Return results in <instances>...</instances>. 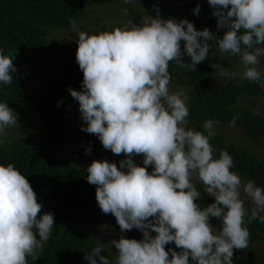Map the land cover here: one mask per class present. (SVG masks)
<instances>
[{"label":"clouds","instance_id":"9594fccd","mask_svg":"<svg viewBox=\"0 0 264 264\" xmlns=\"http://www.w3.org/2000/svg\"><path fill=\"white\" fill-rule=\"evenodd\" d=\"M207 2L216 28L225 29L222 36L207 27L197 30L187 19H164L158 10L138 24L128 21L110 31L79 30L70 21L83 79L82 90L69 92L78 101L86 125L82 130L94 134L105 150L125 156L119 167L93 160L85 169L87 182L95 186L101 211L115 217L122 233H142L139 240H111L117 249L114 261L100 255L105 244L93 241L85 253L88 264H98L97 258L100 264H233V250L249 247L247 223L264 224V188L251 179L242 182L226 150L214 155L210 139L219 122L206 120L205 132L188 127L187 97L169 89L170 62L196 71L213 43L220 53L239 57L232 71L213 65L220 77L264 79V0ZM122 11L128 14L127 8ZM199 11L196 5L194 14ZM12 60L0 52V85L13 83ZM16 125L17 114L0 101V146L6 129ZM141 154L142 164L135 163L133 157ZM193 181L203 184L215 198L212 203L203 208L196 203L201 193ZM249 198L254 205L250 214L245 208ZM41 208L25 175L11 162L0 164V264H29L28 257H41L55 226L53 214ZM210 217L220 222L219 230ZM173 242L179 252L165 249Z\"/></svg>","mask_w":264,"mask_h":264},{"label":"trees","instance_id":"16d2710c","mask_svg":"<svg viewBox=\"0 0 264 264\" xmlns=\"http://www.w3.org/2000/svg\"><path fill=\"white\" fill-rule=\"evenodd\" d=\"M107 1L0 0V52H28L29 56L23 60L35 62L54 30L66 28L71 25L70 21L80 19L85 6ZM196 5L200 7L198 14L193 12ZM182 8L188 12V16L175 18L176 20L187 19L194 23L197 30L207 27L217 36L223 35L225 29L216 28V18L212 15L213 9L207 0H187L182 3ZM162 18L174 17L165 15ZM208 43L212 44L213 41ZM215 47L218 46L213 43L212 48ZM181 48L183 51V42ZM212 55L210 52L208 59L196 66V71L181 68L174 61L169 64L171 78L182 75L192 84L193 90L188 97V121L195 124V130L205 132L203 124L208 119L218 121V125L233 124V117L238 116L233 125L239 127L248 140L261 147L264 142V115L254 108L244 105L240 107L238 104L241 101L264 98V79L258 82L227 79L224 83H214L211 79L214 72ZM182 59L186 63L190 62V57L186 54ZM261 61L264 62V57ZM23 66L16 67L11 85H0V101H5L15 112L23 102L34 99L40 132L34 143L15 141L0 146V164L13 163L25 175L36 193L38 202L42 205L41 213L51 212L54 217L55 226L44 245L41 257L34 261L28 257L29 264H80L84 262L83 257L92 247L94 239L89 235V228L78 227L94 225L89 217L90 209L92 206H99L95 198V186L87 182L86 167L80 168L71 160L61 159L60 152L68 135L75 136L76 144L85 148L103 149L94 134L83 131L82 126L77 129L66 118L70 103L74 101L69 88L82 90L83 74L76 58H73L65 65L60 76L45 82L42 90L37 93V90L34 92L30 79L22 74ZM210 143L216 150L214 155L218 156L223 149L232 156V171L242 179L254 180L264 188V158L246 148L237 147L233 142H226L222 134L214 135ZM195 186L201 193L196 200L198 205L203 208L214 201L204 196L202 183L198 181ZM251 208H246L249 214ZM245 219L247 222V217ZM210 223L216 228L221 226L214 217H210ZM247 227L249 244L264 241V224L253 220L247 223ZM122 236L139 240L142 233L132 229ZM169 248L179 252L174 242L165 246L166 250ZM115 254L105 255V251H102L101 255L114 261ZM233 264H264V257L260 254L252 255L251 252L246 255L233 254Z\"/></svg>","mask_w":264,"mask_h":264},{"label":"rangeland","instance_id":"374dc122","mask_svg":"<svg viewBox=\"0 0 264 264\" xmlns=\"http://www.w3.org/2000/svg\"><path fill=\"white\" fill-rule=\"evenodd\" d=\"M187 0H132L131 3L125 4L123 0H108L106 3L93 4L84 7L83 16L78 19L76 25L79 30L98 32V31H110L115 27L122 26L128 21H132L134 24L141 22L142 18L146 15L155 16L157 10L161 17L167 15L174 18H183L188 16V12L182 8V3ZM127 8L128 14L125 15L122 11ZM77 42L76 33L71 30V25L63 29L54 30L48 38V44L38 54V58L35 62H26L23 59H27L28 52L19 50H10L4 53L6 56H13V64L15 67H24L21 70L22 74L30 79L32 87L37 93L42 90L45 82H49L52 79L60 76L62 70L69 60L76 58ZM215 53L212 60V66L220 64L226 70H235L239 65V57L229 56L227 54L220 53L218 47L212 48V54ZM226 62V63H225ZM23 64V65H21ZM261 65L264 66V62L261 61ZM212 81L214 83H224L226 78H222L218 75L217 68L213 66ZM35 82V83H34ZM169 89L174 93H184L187 97L186 103L188 106V97L193 90L191 82L185 76L172 77L169 85ZM254 98V97H251ZM257 98V97H256ZM254 108L259 113L264 115V98L257 100H248L247 102L241 101L238 106ZM243 107V108H246ZM17 114V125L6 129L5 143L21 141L34 143L39 136L40 132V120L36 114L34 108V99L23 102L15 111ZM66 118L76 125L79 129L85 122L82 121L78 110V101L74 98V101L70 103V108L66 114ZM188 127L196 129L195 124L192 121H188ZM215 135L222 134L226 142H233L239 148H246L248 151L255 153L257 156L264 158V142L261 147H258L246 138L241 129L233 124H220L216 126ZM90 149V154H86V150ZM81 152L80 155L74 157L73 155ZM61 159L71 160L76 166L85 168L93 160L105 159L114 162L119 167V161L124 159L123 153L116 155L110 150L85 148L76 144L75 136L68 135L66 137L64 146L60 152ZM133 160L137 164H142V154L134 156ZM147 171H151V166ZM240 177V176H239ZM241 178V177H240ZM242 182H247L242 179ZM194 184L198 181H193ZM204 196L215 199L209 196L207 192H204ZM251 199L245 200V207H253ZM89 217L92 220L88 226H79L78 229L89 228V235L98 241L105 244L101 250L105 251V255H114V245H110V241L113 239H119L123 233L119 229V226L112 214H105L97 206H92L90 209ZM219 230V228H217ZM93 246V245H92ZM91 249V247H90ZM90 251V250H89ZM260 254L264 257V241L249 244L245 249H234L233 254ZM84 262L80 264H88L85 257ZM98 264H100L99 259Z\"/></svg>","mask_w":264,"mask_h":264}]
</instances>
